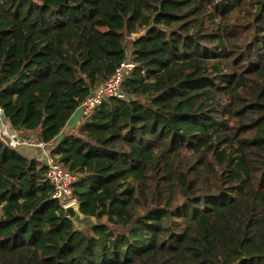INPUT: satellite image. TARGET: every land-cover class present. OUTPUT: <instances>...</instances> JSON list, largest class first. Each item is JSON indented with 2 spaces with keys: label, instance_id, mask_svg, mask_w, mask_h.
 Here are the masks:
<instances>
[{
  "label": "trees",
  "instance_id": "16d2710c",
  "mask_svg": "<svg viewBox=\"0 0 264 264\" xmlns=\"http://www.w3.org/2000/svg\"><path fill=\"white\" fill-rule=\"evenodd\" d=\"M0 108L96 221L0 139V264H264V0H0Z\"/></svg>",
  "mask_w": 264,
  "mask_h": 264
},
{
  "label": "built area",
  "instance_id": "2783aa9c",
  "mask_svg": "<svg viewBox=\"0 0 264 264\" xmlns=\"http://www.w3.org/2000/svg\"><path fill=\"white\" fill-rule=\"evenodd\" d=\"M134 68L135 64L133 62L130 60L125 61L106 82L101 84L90 96L87 97L80 107L84 121L93 115L96 108L103 101L109 99H127V96L123 91V85L128 74H130ZM0 122L3 124L0 128V139H8V144L11 148L15 150L21 148L37 150L44 155V165L48 168L46 177L54 187L53 197L56 200H59L63 207L66 206L65 203L73 201V186L77 178L51 155V144L39 140L33 135L22 136L8 132L5 127L7 121L2 108H0Z\"/></svg>",
  "mask_w": 264,
  "mask_h": 264
},
{
  "label": "water",
  "instance_id": "95a60500",
  "mask_svg": "<svg viewBox=\"0 0 264 264\" xmlns=\"http://www.w3.org/2000/svg\"><path fill=\"white\" fill-rule=\"evenodd\" d=\"M149 29L144 30L136 36L137 39L144 37ZM67 217L74 223L77 230L90 228L96 224L95 219L87 217L80 212L76 202L64 207Z\"/></svg>",
  "mask_w": 264,
  "mask_h": 264
},
{
  "label": "crops",
  "instance_id": "0c3cea01",
  "mask_svg": "<svg viewBox=\"0 0 264 264\" xmlns=\"http://www.w3.org/2000/svg\"><path fill=\"white\" fill-rule=\"evenodd\" d=\"M84 123V120L82 118V114H81V111L80 109L76 111V113L71 117V119L69 120L68 124H67V127L65 129V131H73L75 130L76 128H78L80 125H82ZM2 122H0V127L2 126ZM7 125V129L9 132H12V133H15V134H20V133H17L16 131H13V129L11 128L10 124L7 122L6 123ZM21 135V134H20ZM19 153L23 154L24 156L30 158L29 155H26L24 153H22L20 150H17ZM44 155H41V159H44L43 158ZM44 161V160H43Z\"/></svg>",
  "mask_w": 264,
  "mask_h": 264
},
{
  "label": "rangeland",
  "instance_id": "374dc122",
  "mask_svg": "<svg viewBox=\"0 0 264 264\" xmlns=\"http://www.w3.org/2000/svg\"><path fill=\"white\" fill-rule=\"evenodd\" d=\"M76 113V112H75ZM74 113V114H75ZM73 114V115H74ZM2 127V126H1ZM0 127V128H1ZM5 127H6V129H7V125L5 124ZM7 131H8V129H7ZM75 130H73V131H65V133L64 134H66V133H73ZM9 132V131H8ZM10 133H12V132H10ZM34 136V135H33ZM1 140H4V141H6V142H8V139H6V138H2ZM22 153H24V154H26V155H29L30 156V158H32V159H35V161H37L38 163H39V165H44V159H41L40 157H41V155H43L41 152H39V151H37V150H31V149H24V148H21V149H19ZM43 158H45V157H43ZM75 201H74V199H73V201H69V202H67V203H65V205L67 206V205H70V204H72V203H74Z\"/></svg>",
  "mask_w": 264,
  "mask_h": 264
}]
</instances>
